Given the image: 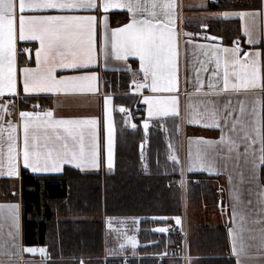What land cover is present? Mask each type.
Returning a JSON list of instances; mask_svg holds the SVG:
<instances>
[{
	"label": "snow or ice",
	"instance_id": "obj_1",
	"mask_svg": "<svg viewBox=\"0 0 264 264\" xmlns=\"http://www.w3.org/2000/svg\"><path fill=\"white\" fill-rule=\"evenodd\" d=\"M181 7L177 0H99V3L98 0H0V98L6 93L13 97L18 96V71L22 75V87L26 95L96 94L100 91L96 72L57 75L58 69H88L98 63L99 54H102L105 64L110 57L124 62H127L129 57H135L139 59V69L133 71L129 65L126 70L133 76L131 86L134 91L143 96L142 102L147 105L149 118L179 117L181 32L178 30L177 21L181 16L177 9ZM112 8L127 9L130 20L122 27L109 29L108 17L104 16L102 44L98 49L97 16L77 13L101 9L107 13ZM219 15L224 19L231 16L250 18L253 21L252 26L246 24L244 28L247 43L257 45L261 42L256 38L255 21L264 16V12L240 11ZM183 35L192 37L194 34L184 32ZM18 40L39 42V48L35 51V68L24 67L18 70ZM185 43L192 44L193 41L188 39ZM234 43L235 47L222 49L216 45L196 46L215 67L205 91V83L200 73L208 72L209 68L204 61H198L200 68L195 69L193 91L188 92L185 87L183 92L184 96L188 97L184 108L185 118L190 124H202L206 128L218 129L220 136L218 140L197 141V158L192 160L190 157L188 170H194L197 165L201 170H211L214 164L209 162L206 156L208 149H214L216 156L225 160L226 166L229 161H234L238 166L242 157L244 162L248 163V158L253 157L251 163L254 179L258 180L256 170L264 165V99L261 98L264 96V53L243 52L239 43ZM29 51L24 49V52ZM189 82L185 77V85ZM145 89L152 95H143ZM226 93L237 97L235 105L231 96H228L223 104L212 99ZM242 93L252 95L241 98ZM193 95H203L206 99L193 104ZM103 101L107 131V167L111 169L113 97L106 94ZM10 103L0 104V136L7 132L6 147L0 143V176L18 177L21 166L33 173L61 172L65 165H73L81 170L99 168L98 118L57 119L52 110H36L39 106L34 105L32 111H20L19 123L14 124L4 119L5 116L12 115ZM119 111L128 113V109L124 107ZM131 127L136 128V125ZM148 128L149 124L145 122V132ZM18 129H22V140ZM200 145L207 147L202 149ZM256 145H259L258 149ZM169 147L171 148V145ZM169 159L179 163L176 155L170 154ZM257 195L258 208L253 223L261 225V246H264V189ZM232 198L236 202L232 205L231 213L234 228L229 230V234L232 239V255L237 257L236 264H240L238 257L245 250L241 232L244 230L246 217L237 211V206L241 203L240 193L234 191ZM3 207L0 205V209ZM7 207L12 227L18 230L19 205ZM175 219L177 224L181 223L179 217ZM157 231L163 233L167 229L159 228ZM8 236L15 241L13 232L9 231ZM12 247L18 248V245L13 243ZM20 251L35 253L37 250L22 248ZM39 251L44 253L45 249ZM4 254L13 255L8 251Z\"/></svg>",
	"mask_w": 264,
	"mask_h": 264
},
{
	"label": "crops",
	"instance_id": "obj_2",
	"mask_svg": "<svg viewBox=\"0 0 264 264\" xmlns=\"http://www.w3.org/2000/svg\"><path fill=\"white\" fill-rule=\"evenodd\" d=\"M238 1V0H237ZM233 0H220L216 5L209 6L207 0H177L179 4L182 5L181 8L177 9L180 14L181 19L177 21L178 30L181 32L179 37V50H180V80H181V115L179 117L167 116L159 118H149L147 113V105L143 101V96L139 97L140 106V116L139 122L130 119L128 116H123L122 112L119 111L121 107L126 109L130 106H126L119 101H115V96H125V93H112L105 89L102 73L103 72H126L130 74L131 80L129 83V88L132 85L133 76L131 72L127 71V66H131L133 71L139 69V59L135 57H129L127 62L116 61L111 57L108 59L107 64H105L102 54H99L98 63L91 66L88 69H80L78 71L72 70H59L57 75H83L87 72L94 71L97 73L99 80V93L96 94H51V93H40L33 95H26L23 92L22 87V75L18 71V96L13 97L5 94L4 97L0 98V104L8 103L10 100H17L19 97V106L10 107L12 112L11 116H5V121H12L14 124L19 123V112L20 111H32L34 105L40 106L36 110H52L54 117L57 119H77V118H88L94 117L98 118V136L100 145V166L99 168H85L83 170L74 167L73 165H65L63 171L61 172H47V173H33L30 169H24L20 167V174L18 177L9 178L6 175L0 176L2 179H10V186L18 188V199L17 200H0V205L4 207L0 209V264H63L74 262L75 264H86L87 259L84 252H82V245L78 244L77 241L71 240L69 237L68 230L72 229L75 222L78 221H93L101 220V217H95L92 215H71L64 214L62 210V205H52L50 206V219L48 218L46 210L44 207L47 206V200H43L40 204L39 212L37 213L31 211L27 214L23 213L22 203L20 201L19 187H20V177L21 170L25 171L31 176L36 177H59L64 174L65 169L69 168L81 175H95L98 173L113 174L115 172V155H116V120L120 122L121 126L128 130H135L137 127L146 137L149 130L154 129L162 133L163 138L166 143V160L163 158L160 160V164L164 165L171 171V173L178 176V181L181 182L178 186H188L189 183L197 182L195 175H202L204 178L209 179L213 184L218 186V199H220L228 209V212L224 216H218L214 208V214L212 213L211 226L221 227L226 236L227 253L226 255L216 254V255H201L191 254L188 248L186 259L180 257V255H175L176 249L180 248L181 242L178 235H176L170 228V225L175 217L180 216H159V217H108L109 224L106 227L105 219L102 221L104 225V254L102 260H122L123 264H144V259L153 258L156 259L158 263L166 259L170 261V264H188L189 260H202L210 258H226L230 260L232 264H236L237 257L232 255V239L229 234V230L234 228V224L231 221L232 205L236 203L233 198V192L238 191L240 193L241 203L237 206V211L241 215L246 217L244 223V230L241 235L244 240L245 250L238 257L240 264H264V246H261V236L260 228L261 225L254 224L253 220L256 219V209L258 208L257 201L259 199L258 193L264 189V165H261L259 169L256 170V175L259 179H254L253 164L251 160L253 157H249V162L245 163L242 157L239 165L236 166L234 161H229L226 166V162L216 156V150L208 149L206 159L214 164L211 170H201L197 165L194 170L189 171V159L196 160L197 158V141L200 139L204 140H218L220 136V131L218 129L206 128L202 124H190L186 120L185 104L188 101V97L184 96L183 92L185 87H187L188 92L193 91V83L195 79V69L200 68L198 61L202 60L207 64L209 68L208 72H201V78L205 83V91H207V83L211 76V72L214 69V63L208 62V57L202 54V50L196 47L197 45H216L221 49L224 47L232 48L238 42L242 50L247 52L251 51H261L264 53V16L258 17L255 21L256 23V38L261 42L257 45H249L247 43V37L244 35V28L247 24L249 27L252 26L253 21L250 18L241 19L239 17L231 16L228 19H224L222 13L228 12H264V0H260L259 7H243L239 6ZM99 3V0H98ZM244 1L242 4H247ZM204 4V7L200 5ZM241 4V3H239ZM191 5V6H190ZM81 15H96L98 19L97 28V39H98V49L100 44H102L101 37L103 35V17L107 16V24L109 29H114L117 27H122L124 24L128 23L130 20V14L127 9L112 8L109 9L107 13H104L101 9L100 11H90L77 13ZM118 15V18H114L113 15ZM126 16V21L122 22ZM204 25H207L205 28ZM184 32H190L194 35L192 37H185ZM204 35L208 38L204 39ZM211 37H216V40H212ZM191 39L192 44H186L185 41ZM27 48L30 51L24 52L23 49ZM39 48L38 41H17V68L23 69L24 67L35 68V51ZM262 63H264V57H262ZM185 77L190 81L185 85ZM129 90V89H128ZM110 95L113 97L112 102V112L111 118L113 121L114 133H113V167L109 169L107 167V160L105 155V148L107 150V131L105 126V110H104V95ZM143 95H152V93L145 89ZM251 93H242L241 98L250 96ZM228 96H231L233 105L236 104L237 97L231 93H226L220 97H212V99L217 100L220 104H223ZM134 98V102L136 98ZM264 99V96L261 97ZM206 99L203 95H193L191 100L193 104H198L200 100ZM118 102V103H115ZM133 106V105H132ZM131 106V107H132ZM203 109L201 108V111ZM128 119V120H125ZM147 122L149 128L147 132L144 130V124ZM135 124L136 128H132ZM18 135L22 140V129H18ZM6 137L7 132H4L0 136V143H3L6 147ZM174 144L180 147L178 158H180L179 163H174L169 159V155H177L174 149ZM171 145V148L169 147ZM106 146V147H105ZM202 149L206 148L205 145H200ZM257 149L259 145L255 146ZM144 150V157L141 159H146V140L140 143L139 149L140 153ZM145 148V149H144ZM241 151H243V146H241ZM259 152H256V157L258 158ZM258 162V161H257ZM166 163V165H165ZM172 164V166H170ZM182 164V166H181ZM180 165V168H179ZM181 168H183L182 173H180ZM172 175V174H171ZM231 177V179H230ZM184 178V179H183ZM183 182V183H182ZM179 186V187H180ZM251 201L249 204L248 202ZM9 205H19V219H18V230L12 227L11 219L8 215ZM186 200L184 204L185 210ZM216 207V204H215ZM48 209V208H47ZM66 211V210H65ZM52 213V214H51ZM104 218V217H102ZM117 219V220H111ZM119 219V220H118ZM25 220L30 224L31 222L41 226L43 224L45 228L44 241L36 242L34 244H26L23 240V224ZM149 220L156 222L150 226L145 231L150 236H155L154 241H150L146 244H141L138 240V233L140 231V223L142 221ZM123 221L124 226L121 228L116 227L117 222ZM71 222V224H68ZM159 222V223H157ZM163 222V223H162ZM239 222V217L237 218ZM113 224V225H112ZM35 229H38V226ZM72 226V228L70 227ZM165 228L167 231L159 232L157 229ZM9 231L13 232L16 239L13 241L11 237L8 236ZM37 231V230H36ZM38 233V231L36 232ZM178 242H180L178 244ZM16 243L18 248H13L12 244ZM7 244V248H5ZM123 245V247H122ZM159 245V252L151 255L142 254L139 252V248H144L147 246ZM22 248H34L37 251L35 253H26L20 251ZM45 249L44 253L39 250ZM8 251L13 253V255H5L4 252ZM113 252V253H112ZM200 262V261H199Z\"/></svg>",
	"mask_w": 264,
	"mask_h": 264
},
{
	"label": "trees",
	"instance_id": "obj_3",
	"mask_svg": "<svg viewBox=\"0 0 264 264\" xmlns=\"http://www.w3.org/2000/svg\"><path fill=\"white\" fill-rule=\"evenodd\" d=\"M237 1V0H233ZM248 2L242 4V2ZM239 6L259 7L260 0H238ZM118 18V15H113ZM125 19L120 22L126 21ZM102 80L106 90L112 93H125L129 89L130 74L126 72H103ZM126 106H132L134 98L131 96H115ZM118 103V102H115ZM116 120V155L115 172L113 174L98 173L95 175H81L72 169H65L59 177H36L21 170L20 177V201L23 213L31 211L37 213L40 204L47 200L44 210L46 219H50V206L62 205L64 214L92 215L95 217H161L181 214L179 201L178 176L163 169L158 162L165 158L166 143L161 132L151 129L145 137L137 127L128 130ZM135 122H139L136 119ZM146 140V159H141L140 143ZM172 174V175H171ZM197 182L189 183L187 190V202L190 204L205 203L214 207L217 198V186L202 175H195ZM10 179L0 180V200H17L18 188L10 186ZM167 183H171L168 189ZM174 192L172 199L170 192ZM179 196V197H177ZM48 208V209H47ZM52 214V213H51ZM154 223L145 220L140 223L138 240L141 244L154 241L155 236H150L145 231ZM159 223V222H157ZM163 223V222H162ZM71 224V222H68ZM38 224L25 220L23 224V240L26 244H34L44 241L45 228L43 224L35 229ZM72 229L68 230L71 240L82 245L83 255L87 259L86 264H123L122 260H102L104 254V225L102 220L78 221ZM38 233H36L37 231ZM198 235L201 240V255H226L227 245L225 232L221 227L198 226ZM181 242V241H180ZM178 242V244L180 243ZM159 245L139 248L142 254L151 255L159 252ZM144 264H170L164 259L160 263L156 259H144ZM201 264H232L226 258H210L200 260ZM63 264H75L74 262Z\"/></svg>",
	"mask_w": 264,
	"mask_h": 264
},
{
	"label": "rangeland",
	"instance_id": "obj_4",
	"mask_svg": "<svg viewBox=\"0 0 264 264\" xmlns=\"http://www.w3.org/2000/svg\"><path fill=\"white\" fill-rule=\"evenodd\" d=\"M125 120H128V119H125ZM131 125H132V123H131ZM174 149L176 150V153H177L176 156L179 157L178 154H180L179 153L180 147L178 145L174 144ZM141 154H142V157H144L143 148H142ZM105 155H106V160H107V150H106V148H105ZM164 159L166 160V156H165ZM180 160H179V162H180ZM157 162H158L157 165H160V161L158 160V161H156V163ZM165 165H166V163H165ZM170 166H172V164H170ZM181 166H182V164H181ZM162 167H163L164 170L170 171L164 165H162ZM179 168H180V165H179ZM182 171H183V168H181L180 173H182ZM177 183H179V182H177ZM167 186H168V189H171V183H167ZM179 186H178V188H179L180 197L179 196H177V197H179L180 206H181L180 220L182 222H184L185 225H186L187 247H188V245L190 247V244H191V249L188 248V255H189V252H191V254H200L201 252H200L199 249H200V245H201V240L199 238V235L197 234L198 233L197 227L198 226H205V225L209 226L211 224L210 217H212V215H211L212 213L214 214L215 206L214 207L206 206L205 203H203V202H199L198 204H190L189 202H187L188 186H186V185L185 186H180V187ZM218 189L219 188L217 186V192H218ZM168 194H169L168 196H169L170 199L175 197L174 196V192H172V191L170 193H168ZM185 200H186V205H185V210H184L183 208H184ZM119 218H123V217L121 216ZM104 219H105V223H106L105 225L107 227L108 224H109V218L108 217L101 218L102 221ZM111 220H117V219H111ZM115 226L121 228L122 226H124V222L123 221L117 222L115 224ZM186 254H187V251H186ZM199 261L200 260H194V261L189 260L188 264H201V263H199Z\"/></svg>",
	"mask_w": 264,
	"mask_h": 264
},
{
	"label": "built area",
	"instance_id": "obj_5",
	"mask_svg": "<svg viewBox=\"0 0 264 264\" xmlns=\"http://www.w3.org/2000/svg\"><path fill=\"white\" fill-rule=\"evenodd\" d=\"M220 0H207L209 6H214L216 5ZM205 37H207L206 35H204V39H206ZM26 49V48H24ZM23 49V51H24ZM243 52H247L246 50H242ZM139 78V77H138ZM144 93V91H143ZM125 96H131V97H135L136 101L133 104L132 107L128 108V113H130L131 115L129 116L128 113H122L123 116H128L130 119L132 120H136L137 118H139L141 110H140V106H139V97H141L142 95L137 94L134 91V87L130 86L128 92L125 94ZM17 100L13 101L10 100V107L13 106H19V97L16 98ZM8 102V103H9ZM40 107V106H39ZM184 179V178H183ZM183 183V182H182ZM216 213L220 216H224L227 214L228 209L227 206L220 200L218 199L216 202V207H215ZM180 218V216H178ZM176 218V217H175ZM181 221V220H180ZM170 225L171 230L179 236L180 240H181V246L180 248H178L175 251V255H180V257L186 259V251H187V242H186V238H187V231H186V225L184 222L181 221L180 224L176 223V219L173 220V222Z\"/></svg>",
	"mask_w": 264,
	"mask_h": 264
}]
</instances>
